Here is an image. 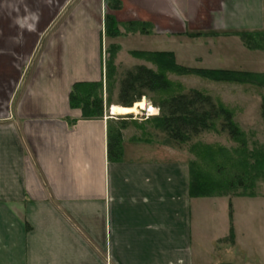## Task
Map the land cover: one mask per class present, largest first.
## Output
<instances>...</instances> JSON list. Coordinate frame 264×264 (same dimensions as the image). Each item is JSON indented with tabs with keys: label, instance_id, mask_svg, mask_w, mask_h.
Wrapping results in <instances>:
<instances>
[{
	"label": "crops",
	"instance_id": "crops-1",
	"mask_svg": "<svg viewBox=\"0 0 264 264\" xmlns=\"http://www.w3.org/2000/svg\"><path fill=\"white\" fill-rule=\"evenodd\" d=\"M186 42L206 51L195 69L262 76L206 84L259 144L264 0H0V264H264V177L191 196L187 152L131 127L108 159L107 64L151 69ZM75 83H101L102 116L70 106Z\"/></svg>",
	"mask_w": 264,
	"mask_h": 264
},
{
	"label": "trees",
	"instance_id": "trees-1",
	"mask_svg": "<svg viewBox=\"0 0 264 264\" xmlns=\"http://www.w3.org/2000/svg\"><path fill=\"white\" fill-rule=\"evenodd\" d=\"M113 2V7H118ZM134 25V24H131ZM107 33L119 35L117 25L107 18ZM247 47L253 46L251 34L239 35ZM144 55V54H143ZM145 58L156 66V70L136 66L124 71L119 80L115 106L131 108L148 94L161 95L153 104L158 109L157 116L146 119L161 135V142L177 150L186 151L189 161V193L191 196H205L213 188H235L246 194L254 187V178L264 177V145L252 143L251 147L231 112L221 103H215L207 92L196 89L178 90L168 79V74L195 75L204 80L228 84H253L261 82L260 75L248 72L195 69L178 65L172 53H150ZM115 72L110 62L107 64L106 106L112 101ZM177 89V90H176ZM101 83H75L69 94V104L78 108L84 119L102 116L104 103ZM264 114V103L262 104ZM128 117H131L128 115ZM148 123V122H147ZM219 125V129H217ZM140 131L142 138L149 137L145 124L131 125L125 120L111 121L107 132V156L110 161L121 159L122 131L128 127ZM224 133L234 147L225 148L219 144L190 143L203 134ZM151 138V137H150ZM187 145L188 148H184ZM218 177L219 179L216 180ZM223 178V179H222Z\"/></svg>",
	"mask_w": 264,
	"mask_h": 264
},
{
	"label": "rangeland",
	"instance_id": "rangeland-1",
	"mask_svg": "<svg viewBox=\"0 0 264 264\" xmlns=\"http://www.w3.org/2000/svg\"><path fill=\"white\" fill-rule=\"evenodd\" d=\"M188 43V45H181V47L178 49H176V61L178 64H182L183 66H188L191 68H198V67H205L206 65V51L205 49L200 45V42H196L197 45L194 46L191 42H186ZM190 45H193V47H191ZM201 57L203 58V62L200 63L199 60H197L196 58ZM124 61V60H123ZM230 66H234L232 68H237L235 67V65H230ZM151 69L155 70L156 67L151 64ZM122 71V72H121ZM119 72V75L115 77V83L113 87V94H112V101L113 103H115L114 101L116 100V94H117V90H118V85H119V80L121 78V76L123 75L124 71L121 70ZM168 79L175 84V86L177 85L180 86V88H178V90H189V89H196V90H200L202 92H206L207 89L211 88V87H206L207 84V80H204L198 76L195 75H182V74H168ZM209 84V83H208ZM219 83L217 85L218 90L220 89L219 87ZM222 89V87H221ZM177 90V89H176ZM223 90V89H222ZM226 90V88H224V91ZM259 90V89H258ZM155 98V100L162 98L161 95H154V94H148L147 97H142L141 100H144L146 103V105H151L154 108L155 105L153 104V99ZM117 106L112 105L111 106V111L112 114L111 116H113L115 119L117 120H125L127 122V124L131 125V123L135 122L137 124H145L144 129H148L149 132V137L151 138H158L159 140H161V135H159L158 131H156L155 129H153V125L152 123H150L149 121H147L146 117H145V113L147 109H143V108H139L138 109V113L137 114H121V115H117L115 114V108ZM157 110H155V112H153L152 115H156ZM159 113V112H158ZM128 115H130L131 117H128ZM157 116V115H156ZM149 118V117H148ZM148 122V123H147ZM234 122L236 123V120H234ZM131 128L135 129L134 127L130 126ZM217 129H219V125H217ZM136 131H138L137 129H135ZM253 138V137H252ZM261 138V137H260ZM195 141H200L202 144H219V145H226L225 147L227 148H231L232 146L234 147L235 144H233L232 142H230L228 140V136L225 134V137H219L217 135H213L208 137L207 134H203L201 137L195 138L193 139L189 144L194 143ZM261 142V144H260ZM260 142H258L259 146L260 145H264V137L261 138ZM252 143H257L256 142H252ZM188 148L187 145L184 146V148Z\"/></svg>",
	"mask_w": 264,
	"mask_h": 264
},
{
	"label": "bare ground",
	"instance_id": "bare-ground-1",
	"mask_svg": "<svg viewBox=\"0 0 264 264\" xmlns=\"http://www.w3.org/2000/svg\"><path fill=\"white\" fill-rule=\"evenodd\" d=\"M147 102L144 100H141L140 102L135 103L131 108H122L120 107L118 109V112L121 114H137L139 108L147 109L148 105H146ZM151 106L148 107L149 110H151ZM112 109V108H111ZM112 114V111L110 115Z\"/></svg>",
	"mask_w": 264,
	"mask_h": 264
},
{
	"label": "built area",
	"instance_id": "built-area-1",
	"mask_svg": "<svg viewBox=\"0 0 264 264\" xmlns=\"http://www.w3.org/2000/svg\"><path fill=\"white\" fill-rule=\"evenodd\" d=\"M149 106H151V105L149 104L148 107H149ZM148 107H147V110H146V113H145V114H146V115H145L146 118L152 116L153 112H155V110H156V109L153 108L152 106H151V107H152L151 110H149Z\"/></svg>",
	"mask_w": 264,
	"mask_h": 264
},
{
	"label": "water",
	"instance_id": "water-1",
	"mask_svg": "<svg viewBox=\"0 0 264 264\" xmlns=\"http://www.w3.org/2000/svg\"><path fill=\"white\" fill-rule=\"evenodd\" d=\"M110 110H111V108H110ZM111 112V111H110Z\"/></svg>",
	"mask_w": 264,
	"mask_h": 264
}]
</instances>
